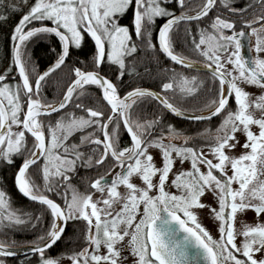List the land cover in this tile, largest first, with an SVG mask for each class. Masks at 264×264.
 <instances>
[{"label": "snow or ice", "instance_id": "obj_1", "mask_svg": "<svg viewBox=\"0 0 264 264\" xmlns=\"http://www.w3.org/2000/svg\"><path fill=\"white\" fill-rule=\"evenodd\" d=\"M233 3L34 0L24 11L10 33L9 66L0 74V164L12 165L17 157L22 158L14 172L15 187L24 197L46 206L51 219L46 230L24 242L31 259H22L20 264H32V259L36 264H59L65 253L53 257L46 250L62 237L69 220L83 222L82 246L66 254L70 264H127L125 253L133 258L131 264H197L198 258H202L201 264H264V220L259 219L264 214V0H249L242 7H234ZM6 7L19 10L11 0ZM123 15L129 16V24L120 22ZM157 18L164 20L155 36L159 51L188 68L202 63L210 73L214 86L208 91L213 95L203 107L212 111L207 116L190 118L203 121L219 115L214 129L205 127L190 136L167 123L166 132L162 129L153 135L164 123L163 117L154 114L152 119L133 118L130 112L135 103L152 98L162 110L185 115L187 110L173 102V97L182 100L198 94L204 80L197 76L172 69L159 84L163 94L147 87H131L121 95L119 84L101 73L105 61L110 68L117 66V81L125 72L135 73L138 47L156 49L153 29ZM33 21L37 25L32 26ZM181 31L186 43L192 37L188 51L202 60L194 61L175 50L174 40L180 38ZM85 33L94 41L92 70L74 67V78L67 83L62 97L47 101L41 95L42 83L64 64L70 46L81 45ZM53 34L59 40L56 59L33 81L30 71L35 68L29 69L30 58L23 55L25 45L33 37L46 39ZM245 40L249 41V55L241 51ZM13 65L19 79L5 82ZM243 84L258 86L261 91L252 98ZM86 85L99 87L105 107L81 102L75 107L86 115L64 111L45 127L47 114L65 109L74 95H88ZM233 97L234 110L230 105ZM113 120L116 123H111ZM120 121L130 137L124 147L118 144ZM253 125L258 131L252 130ZM237 131L245 137L240 145L244 150L229 154L226 149L233 150L240 143ZM74 132L81 133L78 143L69 142ZM180 137L184 141L201 138L208 143L186 146L172 142ZM83 146L88 150L82 151ZM150 147L160 150L159 166L148 151ZM177 158L181 165L188 160L190 167H181L172 174L170 185L177 190L172 192L166 190V181ZM102 164L108 165L103 174L83 178L84 191L71 182L78 165L90 169ZM200 165L206 170L202 171ZM32 168L37 169L36 173ZM108 173H112L110 179H106ZM134 176L140 184L133 182ZM34 177H42V184ZM234 183L238 187H233ZM120 185L123 192L118 190ZM94 191L99 195L94 196ZM206 191L212 193L218 208L201 200ZM50 192L63 193V204L46 194ZM200 208L210 210L217 222V237L198 222ZM246 209L255 212L256 221L241 222L237 229L236 214ZM39 221L40 213L33 219L32 213L14 208L8 193L0 187V228L34 227ZM178 230L184 233L179 240L174 238ZM237 236L241 237L239 242ZM15 244L14 240H0V255L5 257L0 264L15 255ZM190 245L196 248L191 254Z\"/></svg>", "mask_w": 264, "mask_h": 264}, {"label": "trees", "instance_id": "obj_2", "mask_svg": "<svg viewBox=\"0 0 264 264\" xmlns=\"http://www.w3.org/2000/svg\"><path fill=\"white\" fill-rule=\"evenodd\" d=\"M12 3H15L19 6V10L11 11L7 9L8 0H3V4H0V15L5 16L6 18L0 19V74H4L5 68L9 66L10 60V49H11V40L10 33L15 23L18 22L21 15L24 11H27L31 3L34 0H11ZM198 0H190L191 3H196ZM249 2V0H234V7H242L244 3ZM169 7H172L171 3L168 4ZM215 12V10H212ZM163 18H157L155 21V26L153 29V43H155V35L158 30L159 25L162 23ZM121 23L129 24V16L123 15L121 17ZM38 22L33 21L32 26L37 25ZM50 24V21H46ZM193 29L195 28V22H191ZM204 25L202 24L201 27ZM181 29H183L184 24L181 23ZM27 28V26H26ZM25 28V30H26ZM179 39L174 40V48L178 52H184V54L189 55V58L194 61L202 60L201 57L196 56L188 51V46L190 45L192 37H188L187 43L184 40V33L181 31L179 33ZM135 35L133 33V40L135 41ZM56 49V51H53ZM59 50V40L53 35L49 36L46 39L39 37H33L25 45L23 55L30 58L29 69L35 68L34 72L30 71V75L33 78L34 76L41 72L45 67L51 64L56 59L57 52ZM94 54V45L90 39L84 34L81 45L79 47L70 46V52L67 56L64 64L59 68L55 69L42 83L41 95L47 99V101H58L62 95L63 91L66 89L67 83H70L71 78H74V73L72 69L74 67H81L84 70H92V57ZM136 55V71L135 73L129 75L125 72L120 81L116 80V69L117 66L113 65L111 68L108 66V62H104L103 66L100 68L102 74L107 75L108 78L112 79L114 82L119 84L120 94L123 95L124 91L129 90L131 87H147L157 92H161L159 84L163 79L171 75V70L175 69L177 71L184 72L187 76H197L204 80V83L200 85L198 89V94H193L190 99H183V102H178L171 91L168 92L170 97H173V102L178 103V106L186 109L188 113H199L200 109L203 108V105L207 103L209 99L212 98L213 93L209 92L208 89L214 86V82L211 79V75L201 72H191L182 67H179L175 64H172L165 56L159 51L156 46L155 50L146 49L141 54L137 51ZM131 59V58H129ZM18 76L15 73L14 65L12 66L11 72L7 76L5 82L11 83L13 80L18 81ZM88 92V95L84 97L73 96L69 102V105L66 108L57 113L51 114L44 117V124L47 127L49 120L52 123L55 122L56 116L60 115L64 111L74 112L79 110V115L85 114L80 109L76 108L75 105L83 102L85 105L92 107L104 108L105 104L102 102L99 88L96 85H86L85 86ZM161 94H163L161 92ZM172 94V95H171ZM177 95L180 94L177 92ZM185 98V97H184ZM161 106L156 103L152 98L142 99L138 103H135L130 110L131 115L140 119H152L154 114H160L163 117L164 123L161 124L156 129L160 131H154L153 134L157 135L163 131H167L165 124L171 123L174 127L181 129L184 134H196L199 130L205 128L204 126L213 128L216 118L206 121H185L177 119L164 110H160ZM162 109V108H161ZM161 112V113H160ZM78 115V114H77ZM111 123H116V120H113ZM120 123V122H119ZM87 129L86 131H90ZM130 143V140L125 134L122 126L120 128L118 144L121 147L127 146ZM20 157H17L15 162L12 165L0 164V187H3L8 193L12 205L14 208L21 210L22 212L32 213L35 216L36 213L43 212L48 226L50 221V211L46 209V206L34 203L32 201L24 198L16 189L14 184V172L21 162ZM103 165V164H102ZM101 165V166H102ZM100 166V167H101ZM85 168V167H83ZM35 168H32L33 171ZM97 167L93 166L92 168H87L88 173L92 172ZM35 173V172H33ZM92 175V174H90ZM76 182V181H75ZM50 198L59 201L63 200V195H56L55 193H46ZM61 204V203H60ZM35 218V217H34ZM33 218V219H34ZM41 220V219H40ZM42 221V220H41ZM39 225V224H37ZM25 226L19 229H9L0 231V240H9L16 241L14 247H20V245H25L24 242L34 240L36 236L39 235V226ZM5 232L7 234L5 235ZM83 222L82 221H67L65 230L62 237L59 241L51 248L48 252V255L56 257L63 252L62 247H66L65 254L70 252V248L74 249L82 246L83 241ZM65 244V245H63ZM13 247V248H14ZM0 259H5V257H0ZM22 259H31V254L20 257H7L6 263L9 264H20ZM32 264H36L35 260L32 259Z\"/></svg>", "mask_w": 264, "mask_h": 264}, {"label": "rangeland", "instance_id": "obj_3", "mask_svg": "<svg viewBox=\"0 0 264 264\" xmlns=\"http://www.w3.org/2000/svg\"><path fill=\"white\" fill-rule=\"evenodd\" d=\"M253 42H254V38H253ZM138 51L142 54L144 51H145V48L143 47V46H140V47H138ZM251 54H255L254 52L253 53H251ZM107 62V61H106ZM186 70H188V69H186ZM188 71H191V72H196V71H193V70H188ZM238 83H239V81H238ZM244 88H245V90L246 91H248L250 94H251V96H252V98H255V96L256 95H258L259 93H260V91H261V89L258 87V86H254V85H247V84H243L242 85ZM172 95V94H171ZM177 97H178V95H177ZM183 99H190L189 97H185V98H183ZM183 99L182 100H177L178 102H183ZM155 101V100H154ZM156 102V101H155ZM157 103V102H156ZM230 105L232 106V108H233V110H234V107H235V105H234V97L232 98V100H230ZM162 108V107H161ZM160 108V110H162ZM209 110H212L210 107H203V108H201L200 109V112L199 113H206V112H208ZM76 114H80L79 113V110L78 111H75V110H73ZM163 111V110H162ZM165 111V110H164ZM254 111H256V114L257 115H259V111L258 110H254ZM166 112V111H165ZM161 113V112H160ZM22 118V117H21ZM134 118H136V117H134ZM216 118V117H215ZM220 116L218 115L217 116V118H216V120H215V124L213 125V128H211V127H208V128H211V129H214L218 124H219V121H220ZM121 125V124H120ZM204 127H207V126H204ZM202 130V129H201ZM201 130H199L198 132H196V133H199ZM252 130L254 131V132H256V131H258V128H257V126H255V125H253L252 126ZM154 131H160V130H158V129H155ZM80 135H81V133L80 132H74L73 134H72V136L70 137V140H69V142L70 143H74V142H79V137H80ZM154 135V134H153ZM186 135H193V134H186ZM237 137H238V139H239V141H240V143H238L237 145H236V148L235 149H233V150H227L226 149V151H229V154H239L241 151H243L244 149H242L241 148V144L243 143V141H244V139H245V137H244V135L242 134V132H240V131H237V133L235 134ZM164 139H165V141H167V139H168V137L167 136H165L164 137ZM173 143H176V144H181V143H183V144H185L186 146H193V144H195L196 146H200L201 144H206V143H208V141H206V140H203V139H201V138H194V139H190V140H188V141H184L183 140V137H180V138H177V139H173V141H172ZM148 151L149 152H151L152 153V155H153V157L155 158V161H156V164H157V166H159L160 164H161V159H160V157H159V149H157V148H155V147H150L149 149H148ZM203 151L205 152V154H207V155H209V158H212L211 157V154L210 153H208V151H207V148H204L203 149ZM173 155H175L174 153H173ZM215 162V161H214ZM181 167H183L184 169H187V168H189L190 167V162L188 161V160H185L184 161V163H183V165H181L180 163H179V160H178V158H177V160H175L174 161V168L172 169V171L170 172V174H169V181H166V190H168V191H172V192H176L177 190H176V188L175 187H172L171 185H170V180H171V177H172V174L173 173H175L176 171H179L180 169H181ZM200 167H201V170L202 171H204V170H206L205 168H204V166L203 165H200ZM81 170V168H80V165H78V167H77V171L76 172H79ZM36 171H37V169H34L33 171H32V173L33 172H35L36 173ZM228 171H229V174L231 173V169H230V166L228 167ZM104 173V166L102 165L101 167H99L98 168V170H96V171H92V172H90L89 174H92L93 176H94V178H95V176L97 175V174H103ZM86 176H84L83 178H85ZM81 179V178H79V181H78V179H77V181L75 182V180H73L72 179V183L74 184V185H76L78 188H79V190L80 191H84L85 190V184H84V179ZM34 179H36L37 180V183H41L42 184V177H34ZM133 182H135V183H137V184H140L141 183V181L139 180V178L138 177H133ZM233 187H238V185H236L235 183L233 184ZM89 188H90V185H89ZM118 190H120L121 192H123L124 191V187L122 186V185H120V186H118ZM62 195H63V193H61ZM154 194V193H153ZM93 195L94 196H96V195H99V193L98 192H93ZM201 200L203 201V202H205V203H207V204H211L213 207H217L218 208V204L216 203V200H215V198H214V196L212 195V193L211 192H208V191H206L203 195H202V197H201ZM57 203H59V201H57V200H55ZM60 203L61 204H63V200H60ZM41 205V204H40ZM44 206V205H43ZM116 207H119V205H116ZM209 212H210V210L208 209V208H200V209H197V213H198V222H200L206 229H208L209 230V232L211 233V235L213 236V237H217L218 236V231H217V222L214 220V218L212 217V216H210V214H209ZM182 215V214H181ZM35 216H33V218H34ZM40 219L42 220H40L39 221V225H37V226H39V229H38V231H39V235L41 234V232L43 231V230H46L47 229V223L45 222V220H46V218H45V216H43V212H41V214H40ZM50 219H51V217H50ZM259 219L260 220H264V214H261L260 215V217H259ZM70 221H73V220H69V222ZM255 221H256V214H255V212L253 211V210H251V209H246V210H244L242 213H240V212H238L237 214H236V218H235V223H236V226H237V229H239L240 228V226H241V222H246V223H255ZM59 222V221H58ZM67 224V223H66ZM189 224H190V222H189ZM191 226V225H190ZM66 227V226H65ZM4 229L3 228H0V231L2 232ZM1 234V233H0ZM62 235H63V233H62ZM60 239V238H59ZM59 239H58V241H59ZM241 239V237H239V236H237V242H239V240ZM57 241V242H58ZM57 242H55L52 246H50V248L49 249H47L46 250V254L48 255V252L51 250V248L53 247V246H55V244L57 243ZM26 244V243H25ZM63 245H65V244H63ZM26 246H28L27 244H26ZM81 246V245H80ZM79 246V247H80ZM20 247H25V245H20ZM79 247H77V248H74L75 250H78L79 249ZM61 249H63V252H61V253H65V250H66V247H62ZM74 249H71L70 248V250L72 251V250H74ZM67 254V253H66ZM66 254H65V256H61L60 257V260H59V264H70V260L69 259H67L66 258ZM125 255L126 256H128V260H127V264H131V262H132V257L129 255V254H127V253H125ZM257 255H259V254H257ZM49 256H50V254H49ZM57 256H60V255H57ZM56 256V257H57ZM0 257H3V256H0ZM6 264H9V263H6Z\"/></svg>", "mask_w": 264, "mask_h": 264}, {"label": "water", "instance_id": "obj_4", "mask_svg": "<svg viewBox=\"0 0 264 264\" xmlns=\"http://www.w3.org/2000/svg\"><path fill=\"white\" fill-rule=\"evenodd\" d=\"M164 22V20L162 21V23ZM158 31V30H157ZM157 33V32H156ZM85 35L87 36V34L85 33ZM156 36V35H155ZM89 39H90V41L92 42V44L94 45V41H92L91 40V38L89 37V36H87ZM155 43H156V46H157V48H158V43L156 42V40H155ZM248 47H249V41L248 40H245V43H244V47L242 48V54L243 55H249L250 53H249V51H248ZM159 49V48H158ZM162 53V52H161ZM163 54V53H162ZM164 55V54H163ZM165 56V55H164ZM67 58V57H66ZM165 58L167 59V60H169L170 62H172L168 57H166L165 56ZM66 60V59H65ZM52 63H54V61L52 62ZM51 63V64H52ZM173 64H175L174 62H172ZM51 64H49L47 67H45L42 71H45ZM175 65H178V64H175ZM178 66H180V67H182V68H185V69H188V70H193V71H196V72H202V73H207V74H210L208 71H207V69H206V67L202 64V63H199V62H197L193 67H191V68H188V67H186V66H181V65H178ZM55 70V69H54ZM53 70V71H54ZM41 71V72H42ZM17 74V73H16ZM17 76H18V74H17ZM19 78V77H18ZM153 91H155V90H153ZM100 95H101V98H102V94H101V92H100ZM102 100H103V98H102ZM154 100V99H153ZM156 101V100H155ZM105 104H106V102L105 101H103ZM158 104H159V102L158 101H156ZM67 106V105H66ZM65 106V107H66ZM162 107V106H161ZM63 110V109H62ZM59 111H61V110H58L57 112H59ZM166 111V110H165ZM210 111H212V110H209L208 112H210ZM56 112V113H57ZM168 114H170L171 116H173V117H175V118H177V119H181V120H185V121H202V120H195V119H191L190 117H192L193 115H198V116H207V114H208V112H206V113H188V112H185V115H183V116H178V115H175V114H173V113H171V112H168V111H166ZM50 114H54V113H50ZM50 114H47V115H50ZM218 115H216V116H213V117H211V118H209L208 120H212V119H214L215 117H217ZM203 121H206V120H203ZM121 123L123 124V122L121 121ZM125 130V129H124ZM125 133L127 134V131L125 130ZM127 136H128V134H127ZM128 138H129V140H130V137L128 136ZM106 179H110V176H107L106 177ZM19 192V191H18ZM21 194V193H20ZM22 195V194H21ZM23 196V195H22ZM24 197V196H23ZM24 198H26L27 200H29V201H31L30 199H28L27 197H24ZM33 202V201H32ZM34 203H38V204H40L39 202H34ZM184 235V233L182 232V230H178L176 233H175V239H177V240H179V239H181L182 238V236ZM27 247L28 246H25V247H14V248H12V251L15 253V255L14 256H9V257H20V256H26V255H30V253H28L27 252ZM188 251H189V253L191 254V253H193V252H195L196 251V248H195V246L194 245H190L189 247H188ZM0 256H2V255H0ZM201 261H202V258H198V260H197V264H201Z\"/></svg>", "mask_w": 264, "mask_h": 264}, {"label": "bare ground", "instance_id": "obj_5", "mask_svg": "<svg viewBox=\"0 0 264 264\" xmlns=\"http://www.w3.org/2000/svg\"><path fill=\"white\" fill-rule=\"evenodd\" d=\"M172 63V62H171ZM173 64V63H172ZM178 66V65H177ZM180 67V66H179ZM185 69V68H184ZM202 73V72H201ZM207 74V73H206ZM210 75V74H209ZM98 87V86H97ZM99 88V87H98ZM99 93H100V89H99ZM100 97H101V95H100ZM101 100H102V98H101ZM102 102H103V100H102ZM104 103V102H103ZM105 104V103H104ZM106 105V104H105ZM64 110V109H63ZM63 110H61V111H63ZM61 111H59V112H61ZM59 112H57V113H59ZM57 113H54V114H57ZM51 115V114H50ZM48 116V115H47ZM84 176H86L87 178H94V176L93 175H90L89 173H88V171H87V168H81V170L79 171V172H76L75 173V181H77V179H78V181H79V178H83Z\"/></svg>", "mask_w": 264, "mask_h": 264}, {"label": "flooded vegetation", "instance_id": "obj_6", "mask_svg": "<svg viewBox=\"0 0 264 264\" xmlns=\"http://www.w3.org/2000/svg\"><path fill=\"white\" fill-rule=\"evenodd\" d=\"M251 42H253V39L251 40ZM120 122H121V121H120ZM120 124H121V126H122V123H120ZM122 129H123V127H122ZM123 130H124V129H123ZM124 132H125V130H124ZM125 134H126V133H125ZM100 135L102 136V133H100ZM74 143H77V142H74ZM81 150H82V151H87L88 148H87V146H83V147L81 148ZM103 166H104V171H105L108 165L103 164ZM83 167H84V166L80 165V168H83ZM96 170H98V168H97V169H94L93 171H96ZM111 175H112V173H108V174H107V176H110V177H111ZM72 179L75 180V174L73 175Z\"/></svg>", "mask_w": 264, "mask_h": 264}]
</instances>
